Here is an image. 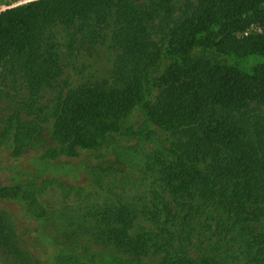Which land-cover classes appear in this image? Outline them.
<instances>
[{"label":"trees","instance_id":"1","mask_svg":"<svg viewBox=\"0 0 264 264\" xmlns=\"http://www.w3.org/2000/svg\"><path fill=\"white\" fill-rule=\"evenodd\" d=\"M0 147V264H264V0H0Z\"/></svg>","mask_w":264,"mask_h":264},{"label":"rangeland","instance_id":"2","mask_svg":"<svg viewBox=\"0 0 264 264\" xmlns=\"http://www.w3.org/2000/svg\"><path fill=\"white\" fill-rule=\"evenodd\" d=\"M89 61L91 66L87 67L86 69H83L84 71L83 75H85L84 77H88L91 75H99V74L101 75L104 73V71L108 66L107 63L109 61V54L106 51V49L100 47L97 51H92V56L89 58ZM79 68H82L81 64ZM45 137H47V135H45ZM133 143L134 144H130V145L116 146L117 147L116 150H119V153L123 157V160L126 162L127 166H129V170L124 176V178H122L123 180L120 181V184L117 186H113V182H114L113 178L111 177L105 178V181L107 183L113 180L111 185H106V186H110L112 188V191H114V193L125 194L127 198L136 197L138 193H140L141 191V187H142L141 180L136 179L134 171L136 172V170L143 164L145 157L148 153L158 149L159 147L158 142L155 139H145V140L141 139L139 140V142L136 141ZM9 154H10L9 149L0 147L1 162L3 163L6 162L10 157ZM5 176L7 177L6 173H3V171L0 169V180L5 179ZM64 178H62L61 180L62 182L65 181L67 188L71 186H80L82 184L81 180L76 182L72 179L68 180ZM89 180L90 177H85L84 179L85 182H89ZM40 181L41 179L38 180V182ZM124 181H126V183ZM61 186L62 185L60 183L51 181L44 185L43 192L38 195V200L42 202L44 205H46V207H52L51 211L56 213L58 216L63 214L64 217H70L73 213L80 211L86 203H90L91 201L94 202L98 201V199H96L95 196L90 199L91 201H85L84 199L78 196L77 194L79 192L78 190L63 191V188ZM0 206L4 208H8L15 213L17 212V208H18L16 204L7 201H0ZM137 223L144 224L146 223V221L140 219ZM26 232H28L27 229ZM31 235L33 236V233H31ZM33 238L35 239V237Z\"/></svg>","mask_w":264,"mask_h":264}]
</instances>
